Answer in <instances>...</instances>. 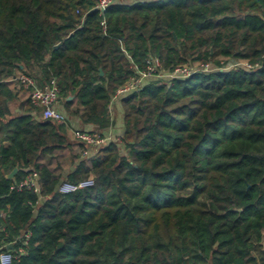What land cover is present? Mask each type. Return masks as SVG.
<instances>
[{
    "label": "trees",
    "instance_id": "trees-1",
    "mask_svg": "<svg viewBox=\"0 0 264 264\" xmlns=\"http://www.w3.org/2000/svg\"><path fill=\"white\" fill-rule=\"evenodd\" d=\"M96 4L0 0V240L14 264H264V0ZM151 57L214 68L147 77L119 97L120 141L68 159L84 146L70 119L109 128L117 89ZM20 73L56 79L66 122L44 118ZM33 172L41 197L11 188Z\"/></svg>",
    "mask_w": 264,
    "mask_h": 264
},
{
    "label": "built area",
    "instance_id": "built-area-1",
    "mask_svg": "<svg viewBox=\"0 0 264 264\" xmlns=\"http://www.w3.org/2000/svg\"><path fill=\"white\" fill-rule=\"evenodd\" d=\"M115 1L116 0H97L96 9L101 14H104ZM102 24H105L104 20L102 21ZM135 68L137 75L132 76L117 89L116 94L113 97V101L123 95L130 94L133 91L137 90L147 77L165 78L162 75H165V72L167 71L165 70V68H163L162 63L158 57H151L147 59L145 69L140 70L137 65L135 66ZM213 68L214 67L209 63L201 65L200 67H193L186 64L178 65L173 70H171V74L169 72V75L166 78L171 79L176 77H186L196 70H210ZM14 79L19 81L21 84H24L26 87L32 88L30 92V98L36 106H39L41 108L44 118L52 119L57 122L67 121L66 114L62 109L59 108L60 87L56 79H52L44 87H39L35 79L25 73L18 74L14 77ZM74 135L80 142L88 146V148L84 150L85 154L90 152L89 147L95 148V150L97 151L100 146H103L111 141V137L109 134L103 135L101 133L91 132L89 130L78 129L74 131ZM93 183V178L82 179L79 181L65 180L59 184L57 192L62 194L73 193L80 189L91 186L93 185ZM11 188L18 190H33L39 195V197H41L42 185L40 182V176L37 172L28 174L19 181L14 182ZM37 201H39V199H37ZM30 203L33 202L30 201ZM30 235V232L25 235V243L29 239ZM5 246L6 245L2 244L0 240V264H14L16 255L12 250H6Z\"/></svg>",
    "mask_w": 264,
    "mask_h": 264
},
{
    "label": "crops",
    "instance_id": "crops-1",
    "mask_svg": "<svg viewBox=\"0 0 264 264\" xmlns=\"http://www.w3.org/2000/svg\"><path fill=\"white\" fill-rule=\"evenodd\" d=\"M127 2H131V3H133V2H136V1H139V0H126ZM140 1H147V0H140ZM72 97H70V99H71ZM114 101H116L117 103L114 105L115 107H112V106H110V108H115V110H116V112H115V116H117L118 115V124H116L117 125V127H118V129L116 130V132H117V135L118 136H121V134L123 133V130H124V125H123V107H122V105H121V102H120V100H119V98H117L116 100H114ZM112 103V105H113V102H111ZM20 112H18V111H14V112H12V115L11 116H9L8 118H11V117H15V116H17L18 114H19ZM32 115L35 117V118H39V115L37 114V112L36 111H33L32 112ZM42 117V116H41ZM71 122H69L67 125L69 126V132L71 133V135H72V138L74 139V140H76L77 138L75 137V135H74V131H76V130H78V129H87V130H92V129H94L95 128V126L94 125H83L82 123H81V120H80V118L79 117H72L71 119ZM0 124H1V120H0ZM113 128V126H110L109 128H107V129H105L104 130V132H107L108 134H110V135H112L111 134V131H113L114 132V129H112ZM116 128V127H115ZM3 134L2 133H0V146L3 144V145H5V146H8V145H10V141L8 140V139H3ZM78 143L80 142L78 139L76 140ZM96 152V151H95ZM95 152H92V151H90L89 153H87V154H85L84 153V156H92V155H94L95 154ZM83 153V152H82ZM262 243H263V247H264V236H263V241H262ZM10 243H8V245H9ZM10 249H12V248H10Z\"/></svg>",
    "mask_w": 264,
    "mask_h": 264
},
{
    "label": "rangeland",
    "instance_id": "rangeland-1",
    "mask_svg": "<svg viewBox=\"0 0 264 264\" xmlns=\"http://www.w3.org/2000/svg\"><path fill=\"white\" fill-rule=\"evenodd\" d=\"M247 66L249 67L250 65L249 64H247ZM169 72H170V74H171V71L170 70H167L165 73V75H162L163 77H168V75H169ZM113 102V105H112V103H110V106H112V107H115L114 105L117 103L116 101H112ZM17 106H18V103H15V104H13V109H15L14 111H17ZM123 109V108H122ZM115 112H116V110H115V108H111V116H112V125L111 126H113V128L112 129H114V132L113 131H111V134L112 135H110V139L111 140H117V141H120V136H118L117 135V132H116V130L118 129V127H117V125L116 124H118V115L117 116H115ZM82 123V122H81ZM83 124V123H82ZM116 127V128H115ZM96 132H98V133H101V134H104V135H108V131L107 132H104V130H103V132L102 131H99V130H97ZM109 139V140H110ZM88 148V146L86 145V144H84V146L83 145H81V144H77V145H75V147L73 148V152H71V154H70V151L69 152H67V155H69L67 158L68 159H71V155H73V153L74 154H81L82 152H84V150L85 149H87ZM89 149H90V151H92V152H95L96 150H95V148H91V147H89Z\"/></svg>",
    "mask_w": 264,
    "mask_h": 264
},
{
    "label": "water",
    "instance_id": "water-1",
    "mask_svg": "<svg viewBox=\"0 0 264 264\" xmlns=\"http://www.w3.org/2000/svg\"><path fill=\"white\" fill-rule=\"evenodd\" d=\"M230 65H232L231 63H230ZM70 99V98H69ZM18 171V167H15L8 175H7V177L8 178H11V179H13L14 177H15V174H16V172ZM8 248H13V245L12 244H9L8 245Z\"/></svg>",
    "mask_w": 264,
    "mask_h": 264
}]
</instances>
